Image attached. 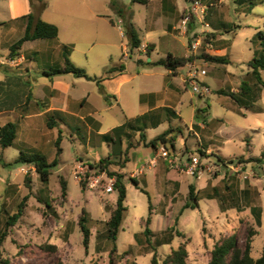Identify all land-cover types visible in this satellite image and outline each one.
<instances>
[{
  "label": "rangeland",
  "instance_id": "rangeland-1",
  "mask_svg": "<svg viewBox=\"0 0 264 264\" xmlns=\"http://www.w3.org/2000/svg\"><path fill=\"white\" fill-rule=\"evenodd\" d=\"M30 1L36 7V15L38 7L42 4L50 5L41 18L39 17L47 23L72 21L71 18H77L75 14L84 20L88 17V7L95 8L101 16H106V18L96 20V25L100 28L99 32L95 27L90 33L89 25L81 21V28L72 35L76 45L73 55L81 64L76 65L98 79L104 78L105 72L120 62L124 65L126 63L131 68L130 73L135 72L132 69L135 65V54L127 56L128 41L124 22L127 17L126 13L131 15V22L140 40L145 43H155V51L152 55L154 59L165 58L168 50L178 57L188 54L191 43L187 45V39L192 33L194 34L192 41L194 38L200 40L198 49L193 53L194 57H200L206 53L226 61L216 63L196 58L191 62L193 68L198 71L206 70L204 78L210 93L199 97L191 91L190 87L187 91L181 92V99L187 102L180 109L181 117L187 127L198 123H201L200 127L202 124H207V126L199 130L193 125L192 130L187 131L184 124L175 121L180 132L174 134L177 137L176 148L175 151H170V157L178 159L167 165L170 168L167 174L163 172V164L161 168V163L164 162L161 154L157 164L149 163L144 167L141 166L140 161L148 162V155L151 153V149L143 147L130 152L134 157L128 153L126 156L128 162L122 160L124 165L127 163L123 169L115 165L109 167L112 172L123 171L127 189L126 211L115 241L117 253L113 256L114 261L117 264H149L152 254H145L135 239V235L144 229L145 219L149 213L148 198H150L152 208L150 229L159 233L174 226L176 230L183 233L182 237H175L170 244H164L157 249L160 261L170 253L171 249L177 248L180 244H186L188 264H205L210 259V252L214 245L230 235L236 236L241 247L250 237L251 256L259 257L264 247V88L252 78L247 63L260 51L257 33L264 26V0H243L241 5L235 2L239 0H212L213 6L204 2L202 5L205 14L201 16V21L191 18L188 22L191 27L186 26L188 29L186 37L176 33L163 34L160 26L162 22H165V18L161 14L162 10L157 8L158 0H152L147 6L132 4L130 0ZM111 1H114L115 8H123L124 11L119 13L110 7ZM173 1H175L176 13L173 18L176 21L180 22L183 17L193 15V2ZM3 4L4 0H0V17L6 18V10L2 8ZM67 10L73 14L71 18L61 16L60 12ZM170 12L166 9L162 13H165L167 17H172V15H166ZM158 14L159 17H155ZM151 17L154 18L156 27L150 30L148 18ZM110 20L116 28L120 29L121 34L109 26ZM223 24L226 28L231 25L232 31L224 33L223 30L226 29L222 28ZM23 33L18 30L17 26L16 30L12 26L0 27V42L12 44ZM210 33H214L215 38L208 37ZM90 38L95 40L93 43L95 46L89 56L85 53L92 45L89 42ZM55 41L56 39L41 40L29 43L25 48L38 51V54L34 55L38 71L47 68L48 65L53 67L63 63V59L58 58L59 49ZM41 43H47L54 50L40 47ZM7 48L3 47L2 54L7 51ZM143 50L145 53L146 48ZM5 62V65H8L7 61ZM157 69L163 68L158 67ZM138 71L141 72V68H138ZM1 73H3L2 69H0V78ZM6 74L11 76L9 72ZM31 76L39 82L42 81L38 72L32 71ZM68 77L75 79L72 76ZM75 80L80 81L85 87L76 89L75 95L88 93V100L93 110L91 114L100 122L101 132H107L113 126H117L123 120L124 115L131 116L135 113L136 107L130 106L133 102V94H139L137 93L140 88V83L137 82L139 78L123 87L120 103L117 104L113 98L109 99L111 108L104 102L94 82ZM244 81L252 86L254 92V98L250 100V108L240 107L230 97L215 93L217 90L238 93ZM203 84L206 86L204 82ZM156 87L158 85H155ZM190 100L192 104L189 103ZM134 101L137 103V99ZM122 104H128L129 107L125 108ZM167 117L170 119L169 116ZM166 121L163 126L167 129L169 121ZM56 125L62 127L60 122ZM73 125L70 131L61 130L60 148L62 152L58 157H56L54 142L59 129L41 130L39 137L33 140L24 141L23 139L22 142L21 139H15L12 147L0 150L5 162L13 163L20 151L29 152L25 149L27 145L33 149L40 143L38 151L33 149L35 152L44 155L48 160L58 159L57 167L51 170L49 194L47 198L44 197L51 205L48 210L45 209V202L42 200L44 198L41 199L40 196L41 182L36 173L28 169V165L16 163L6 167L0 166V235L5 229L9 215L17 211L18 205L27 196L23 207V217L16 225L9 228L7 238L0 245L2 256L8 258L11 264H50L56 259L61 260L63 264L109 263V253L113 243L102 238L105 229L104 222L109 216L105 205L112 206L115 203L116 192L106 193L104 187L107 174L91 170L89 165L97 163L99 158L106 157L112 146L110 142H102L101 147L91 145L89 150V139L83 123ZM157 132L160 131L149 133L156 134ZM183 136L186 137L184 147L180 144ZM40 137L43 141L38 142ZM134 141L132 139L133 143ZM200 141L207 148L204 151L205 155L198 152V149L201 150L198 146ZM24 142L28 143L24 145ZM44 143L46 144L43 145ZM216 156H221L227 161L234 160L235 163L225 168L217 162ZM191 157L198 158L200 162L198 171L193 176L187 174L183 168V164L187 163ZM239 158L245 163L252 159L255 161L237 164L236 160ZM178 163L180 164L177 166ZM238 167H244L239 174L236 172ZM86 175H89L88 178ZM26 178L30 180L29 188L24 184ZM92 178L98 179L100 183L97 187L90 189L88 181ZM130 178L139 181L138 189L129 181ZM60 179H63L67 185L65 199L60 194ZM79 179L87 181L85 190L81 188ZM190 184L194 185L195 191H200L198 207L194 210L186 209L179 214L186 201ZM215 188L217 189L215 194L218 197H215ZM255 207L260 209L258 217L253 211ZM82 209L91 219L89 223L91 236L87 252L82 244V233L77 225ZM176 217L178 220L175 223ZM250 232L254 234L251 235ZM98 244H101L100 252H96ZM42 245H55L57 251L55 254L44 252L41 249ZM125 251L129 252V255H122Z\"/></svg>",
  "mask_w": 264,
  "mask_h": 264
},
{
  "label": "crops",
  "instance_id": "crops-1",
  "mask_svg": "<svg viewBox=\"0 0 264 264\" xmlns=\"http://www.w3.org/2000/svg\"><path fill=\"white\" fill-rule=\"evenodd\" d=\"M151 1L152 0H150L148 5L151 4ZM2 8L6 10L7 16L6 18L0 17V27L12 26L13 29L16 30V26H17L18 30L23 32H25L27 26V20L23 17H26L30 13L35 14V10H36L35 9L36 7L32 4V2L30 3V0H4V4ZM38 8L39 10L37 11V15L35 14L36 19L37 18L39 19V17L41 18L42 14L45 13L50 8V5L48 4L43 8L41 7ZM157 8L160 11L162 10V12L168 9V11L171 12L170 14H166V15H172V17H167L165 16L166 12L165 13L161 12V14L165 18V22H162L160 26L163 30L162 31L163 34L172 35L176 33L186 37V33H188L187 32L188 29H186V26L187 27H191V26L190 24L187 23L185 27H182L181 21L178 22L173 18L176 14L175 1L162 0L161 3V0H158ZM87 12H88V17L82 20L76 14H75V16L77 17L76 19L71 18V16L73 15L71 14V11L68 10L66 12L61 11L60 14L62 17L71 18L72 21L62 20L59 22L57 21L49 22L58 28V37L55 41L56 42L55 44L59 49L58 58L63 59V63H64V58H63L62 46L65 45L70 48V55H69V59L71 58L70 61L75 65L76 64L81 65L80 62H78L79 60H76V58H74L73 55V51H75L76 45L74 44L75 42L72 37V35L76 34L77 31L81 28L80 22L83 21V23H87L89 25L90 33L93 32L95 27L97 29V32H99L100 28L96 25L97 24L96 20L102 17L106 18V16H101L99 14L100 12L97 11V9L95 8L88 7ZM152 17L148 18V28L150 30L156 27V25L154 26L155 21L154 18ZM155 17H159V14ZM168 19L170 20L167 21ZM109 26L113 30L119 31V33L121 34L120 29L116 28L111 22H109ZM22 36H20V38ZM147 36L148 34L146 35V37ZM169 39L171 40L170 37ZM37 41H41V40L24 42L20 50L18 51V55L15 58H10L8 56L9 47L15 42H13L12 44L11 43L4 44L3 42H0V69L3 70V73H1L2 76L0 78V127L7 123L16 124L17 126L16 140H20V139L21 141L23 139L24 141L28 139L33 140L39 137L41 130L55 131L56 129H59L58 131H61L62 129H66L67 131H70L74 126L73 124L81 122L83 123V127L87 132V138L89 139L88 145L90 150L91 145L97 148L101 147L102 142L99 143V139H98L100 135L108 133L113 128L124 125L126 122L129 121L132 123V125L135 128L139 127L141 129H145L146 142L154 139L155 137L161 135L162 133L170 129L171 132L168 135L167 139L173 138L174 145H176L177 137L174 134L175 132H180V130H179V126L175 124V121H180L181 124H184L187 127L184 119L181 117L182 111L180 110L184 105L187 104V102L181 99L180 93L183 91H187V89H189L190 87L189 84L185 82V80L187 79V74L190 68L193 67V64L191 62L187 63L184 67H182V69L180 68L182 71L178 69L175 74H172L171 71L166 70L162 66H138L136 64L137 59H142L144 61H146V59H150V61L158 60L152 57L153 52L155 51V43H145L142 42L141 40V46L134 53L135 65H133L132 69L135 72L130 73L131 68H129L126 63L124 65V63L120 62L114 67H117L118 65H123L124 66L123 71L121 73H116L111 75L106 74L104 78H101L102 81L100 82L103 91L109 96V99L113 98L115 102H117L118 104V102L119 103L121 102L123 87L128 83H130L131 81H133L134 79L139 78V81H137L138 83H140V88L139 91L137 92L139 94L138 95L133 94V102L132 105L130 106V107H136V111L134 114H131V116L124 115L123 120L119 124H117V126H113L112 128H110L107 132H101L100 122L94 118L93 114H91L93 110L88 100L89 99L88 93L82 94L80 96L75 95L76 89L78 90L79 88L80 89L85 88L80 81L75 80L82 78H76L71 74H63V75H56L49 77L45 74L46 71L52 68L49 65L47 68H43L38 71L37 65L35 64L34 61L35 58L34 55L38 54V51L25 49L29 43H34ZM94 41L95 40H93V38H90L89 42L92 45L90 46L89 49L86 50L85 53L86 55L89 54L90 52L92 53V51L94 50V46H95V44H93ZM148 44L153 45V50L149 58L146 57L143 50V48L146 47V45ZM41 46L45 47L46 49L47 48L51 49L52 51L54 50L47 43H41L40 47ZM3 47H8L7 51H5L4 54H2ZM127 52H128V48H127ZM168 54L176 56L171 52V50L167 51L166 55ZM190 55H193V52H191L190 49L188 48V54L182 57H188ZM127 56L130 57L132 55H128L127 53ZM86 58L88 59V56H86ZM9 60L14 61V65L1 64L2 62L4 63L5 61H9ZM63 63L61 64L59 63L56 66L62 65ZM53 67H55V65ZM158 67H161L163 69H159L161 70L159 71L157 69ZM138 68H141V72L138 71ZM201 70H205V69H201ZM32 71L40 73L42 77V81L39 82L38 79L32 77L31 76ZM7 72L11 73V76H8V74H6ZM68 76H72L75 79H69ZM205 76L201 77L200 80L201 82H204L208 87L204 78ZM155 80H157V83H155ZM88 82H93V81H88ZM95 85L98 87V90L102 95L100 87L96 83ZM155 85L156 86L158 85V87L155 88ZM109 99L105 101L103 98L104 102L107 103V105H109L108 106L109 108H111L112 106L110 104ZM136 99H137V103H135L134 101ZM189 103L192 104V100H190ZM122 105H125V108L129 107L128 104H122ZM51 113H53V115L55 116L54 117L55 120L52 122L53 127L48 128L47 116ZM166 116H169L170 119H168V117L166 118ZM166 119L167 121H169L168 122L169 126L167 129L164 128L163 126L164 121H166ZM57 122H60L62 127L56 125ZM193 125H195L196 128L199 130H203L204 126H207V124L206 125L202 124V127H200L201 123L191 124L187 127V131L192 130ZM157 130H159L160 132H157L156 134L149 133L150 131H157ZM58 131H57V136H58ZM131 132L129 133L132 135V138L135 141L133 143V147L130 148L129 151L127 152V156L128 153L137 151L141 147L149 148L151 149L150 150L151 153L148 155L149 161L144 163L140 161L141 166L144 167V165H149V163L152 165L157 164L158 160H160L159 158L160 149L153 150L151 147L143 146V144L139 142L138 132L137 131H131ZM41 138L42 137L39 138L38 142L43 141V138L42 139ZM185 140L186 137L183 136V141L180 142V144L183 145V147L185 146L184 145ZM27 143L28 142H24L23 144L26 145ZM45 144L46 143H44L43 145ZM125 145H127V142L124 140L122 144V148ZM39 146L40 143L36 146V148L33 149L38 151ZM198 146L201 147V150L203 151L207 150L206 146H204V144L201 143V141L200 143H198ZM25 149L29 151L28 153L35 152L31 148V146L28 145L27 147H25ZM55 152H56V148H55ZM130 154L134 157L133 153ZM176 159L178 158L176 157L171 158L170 156L169 158L162 159L164 162L161 163V168L164 166L163 167L164 173L167 174V172L170 170V168L167 165L171 164V162L173 161H176ZM126 160H127L126 162H128V159ZM47 161L51 162L52 160L47 159ZM28 169L29 170L32 169V171L34 172V168L32 166H29ZM5 183L6 182H4V184Z\"/></svg>",
  "mask_w": 264,
  "mask_h": 264
},
{
  "label": "trees",
  "instance_id": "trees-1",
  "mask_svg": "<svg viewBox=\"0 0 264 264\" xmlns=\"http://www.w3.org/2000/svg\"><path fill=\"white\" fill-rule=\"evenodd\" d=\"M195 2L198 1L201 4L204 2L208 3L209 6H213L212 0H186V2ZM132 4H141L144 6H147L150 2V0H130ZM237 4H242L244 1L239 0L235 1ZM31 3V1H30ZM114 1H111L110 7H113L114 10H116L119 13H122L124 9L115 8ZM45 4L41 5V8H43ZM126 11V10H125ZM126 20L125 22V35L127 37V48H128V55H133L135 51L141 46V40L139 38V34L134 28L132 22H131V15L126 13ZM36 15L34 13L28 14L26 17H23L27 20V26L24 32V35L18 39L15 43H13L9 47V57L15 58L18 55V51L20 50L22 44L26 41H33V40H53L57 39L58 37V28L50 23L44 22L40 19L35 18ZM111 23H113L110 20ZM213 25V24H212ZM224 33H229L232 31L231 25H228L229 29H227L223 24ZM236 26V25H235ZM234 26V27H235ZM214 27V26H213ZM222 31V30H221ZM188 32V31H187ZM194 34H190L189 38L187 39V45H189L193 39ZM208 37L215 38L214 33H210ZM257 38L260 45V51L257 53L256 56H254L247 64L250 75H252V78L257 81V83L264 88V26L263 29L259 30L257 33ZM146 52L145 55L147 58L150 57V54L153 50V45L148 44L146 45ZM63 58L64 63L62 65H58L55 67L50 68L48 71L45 72V74L49 77L56 76V75H63V74H71L72 76L76 78H82L86 81H93L95 82L101 89V93L103 95V98L105 101L109 99V96L103 91L100 82L102 79H98L96 77H91L87 74V72L75 64H73L70 59V48L68 46L63 45ZM204 59L205 61L210 62H216V63H225L226 61L221 58L213 57L209 54H202L200 57H194L193 55H190L188 57H176L171 54H168L165 58H160L156 61H144L142 59H137L136 64L138 66H162L166 70L171 71L172 74H175L178 69L184 67L187 63L192 62L195 59ZM124 69L123 65H118L117 67L109 68L106 71L107 75L121 73ZM204 85V84H203ZM218 95H225L233 99L240 107L250 108L251 104L250 100L254 98V92L252 86L249 85V83H246L245 81L241 83L239 87L238 93H229L225 92L223 90H217L215 91ZM200 96V95H199ZM55 114V113H54ZM53 113L49 114L47 116V127L52 128V122L54 119ZM137 120V119H136ZM131 131H137L139 134V142L143 144L145 147H151L153 150H159L160 148H164L167 153L168 157L170 156V151L174 150V139L168 138V135L170 134L171 130L168 129L166 132L162 133L161 135L155 137L154 139L146 142V135H145V129H141L139 127L135 128L131 122H126L124 125H121L119 127L113 128L110 132L102 134L98 137L99 143L100 142H110L111 150L108 153L106 157L100 158L99 161L93 165H89V168L91 170H97L98 172H104L107 174V178H113L115 180L114 182V191L116 192V200L115 203L112 206L105 205V209L109 212V216L107 220L104 222V233L102 238H105L107 240H110L113 243V246L109 253V260L108 264H117L113 256L117 253L115 241L117 238V235L120 231L122 221L124 218V213L126 211L125 201L127 196V189H126V183L125 175L122 172H112L109 170V167L111 165L119 166L121 169L124 167V163L122 160H126L127 152L130 148L133 147L132 142V133ZM16 133H17V126L14 123H7L0 127V150L3 151L4 149L8 147H12L14 144V141L16 139ZM62 137H61V131H58V136L55 141V148H56V157H58L62 149L60 148ZM127 142L126 148L123 150L122 144L123 141ZM198 152L201 155H205L203 150L198 149ZM124 157V159H123ZM216 160L219 164L223 165L225 168L230 165L234 164V160H224L220 156H216ZM237 164L241 163H249L250 161H255L254 159L247 161H242L241 158L237 159ZM126 162V161H125ZM24 164L28 166H32L34 168V172L38 176L42 189H41V199L48 196L49 194V180L51 175V170L56 168L58 165V159L54 158L51 162L47 161V158L38 153V152H23L20 151L17 158L13 161V163H7L5 162L2 153H0V166L6 167L11 166L12 164ZM244 170L243 168H240V170ZM228 170V169H226ZM241 170V171H242ZM89 175H86L88 178ZM129 181L135 186L136 189L139 187V181L135 178H130ZM29 178L25 179V186L29 188ZM60 182V194L63 199L67 196V185L63 179L59 180ZM89 182V181H88ZM79 184L83 190H85L87 181L86 180H79ZM217 189H214V194L216 193ZM143 192V190H142ZM200 191H195L194 185L190 184L188 186V195L186 198V201L184 205L181 207L179 214H181L186 209H192L198 207V193ZM245 192V191H244ZM44 195V196H43ZM215 197H218L217 194H215ZM27 200V196L24 197L23 201L18 205V209L15 213L9 215V217L6 220L5 223V229L0 235V245L5 241L7 238V233L9 231V228L16 225L19 220L24 215L23 207L25 206V201ZM45 202V209L48 210L51 208L49 200H46L45 198L42 199ZM148 216L145 219L144 223V229L137 233L135 235V239L137 242V245L144 250L145 254H152L149 264H188L187 257L188 252L186 249V244H180L177 248L171 249L170 253L166 255L162 261L158 259L157 256V249L164 245V244H170L175 237H182L183 233H181L179 230H176L174 226L166 229L165 231H160L159 233L154 232L150 229V223H151V215H152V208H151V201L150 198H148ZM254 214L258 217L260 214V209L257 207L253 208ZM178 217L175 218V223L177 222ZM91 219L89 218L88 213L82 209L81 213L77 220V225L80 229V232L82 233V244L85 248V252H87L89 241H90V228L89 223ZM251 235H253V232H250ZM251 239L248 237V239L245 241L244 246H239L236 236L230 235L227 237L222 238L218 243L214 245L210 252V259L205 264H264V247L262 248L261 254L257 258H253L251 256ZM41 249L44 252L55 254L57 251V247L55 245H42ZM101 250V244H98L96 246V252H100ZM122 255H129V252H124ZM0 264H11L8 258H5L2 256V253L0 251ZM50 264H63L61 260L56 259Z\"/></svg>",
  "mask_w": 264,
  "mask_h": 264
},
{
  "label": "built area",
  "instance_id": "built-area-1",
  "mask_svg": "<svg viewBox=\"0 0 264 264\" xmlns=\"http://www.w3.org/2000/svg\"><path fill=\"white\" fill-rule=\"evenodd\" d=\"M192 8L194 9L193 15L191 17H189V16L183 17V19L181 20V26L182 27H185L187 25V23L191 20V18H194L195 20L201 21V19H202L201 16H203L205 14L204 6L198 1H195L193 3ZM205 26L208 27L207 24H205ZM199 44H200V40L194 38V40L191 41V44H190V51L195 53V51L199 47ZM1 64H6V62H4V63L2 62ZM7 64L8 65H14V61L9 60V61H7ZM205 74H206L205 70L198 71V69L192 67V68H190V70L187 74V79L185 80V82L187 84H189L191 91L194 94H198V95L203 96V97L210 93L207 86L202 85V82L200 80V78L205 76ZM159 151H160L161 156H163L164 158L168 157V153L164 148H160ZM179 164L180 163H178L177 166ZM199 164H200V162H199L198 158L191 157V159H189L187 161V163L183 164V168L187 174L193 176L198 171ZM236 172H237V174L241 173L239 167H238ZM244 178H246V177L244 176ZM106 181L107 182L105 184L104 191L106 193H112L114 191L115 180L113 178H106ZM263 181H264V178H263ZM99 183H100V181L98 179L92 178L89 181V188L93 189V187H97L99 185Z\"/></svg>",
  "mask_w": 264,
  "mask_h": 264
},
{
  "label": "water",
  "instance_id": "water-1",
  "mask_svg": "<svg viewBox=\"0 0 264 264\" xmlns=\"http://www.w3.org/2000/svg\"><path fill=\"white\" fill-rule=\"evenodd\" d=\"M150 61V59H148V62Z\"/></svg>",
  "mask_w": 264,
  "mask_h": 264
}]
</instances>
